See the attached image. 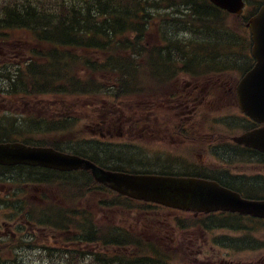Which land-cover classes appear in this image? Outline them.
Wrapping results in <instances>:
<instances>
[{"label":"trees","instance_id":"16d2710c","mask_svg":"<svg viewBox=\"0 0 264 264\" xmlns=\"http://www.w3.org/2000/svg\"><path fill=\"white\" fill-rule=\"evenodd\" d=\"M234 29L229 14L209 0H0V62L7 61L0 63V77L11 83L4 91L13 93L146 99L156 77L179 70L209 75L251 69V43ZM10 46L18 52L10 53ZM7 53L18 58L7 59ZM75 153L96 161L84 150ZM109 169L124 171L120 165ZM77 179V224L60 212V223L52 226L77 234L65 237L67 249H50V264H183L113 220L98 221L101 211L81 205L98 190L113 195L100 206L129 207L132 201L89 172L79 171Z\"/></svg>","mask_w":264,"mask_h":264},{"label":"flooded vegetation","instance_id":"af4514ba","mask_svg":"<svg viewBox=\"0 0 264 264\" xmlns=\"http://www.w3.org/2000/svg\"><path fill=\"white\" fill-rule=\"evenodd\" d=\"M243 12L240 15L230 14L244 21V30L240 37L246 43H251L248 21L253 18L264 5V0H243ZM239 37V38H240ZM228 70L220 74L198 75L188 73L187 69L178 71L169 77H156V92L161 98L151 97V100L140 101V110L132 119L122 118L117 107L113 104V112L105 110L106 102L111 99L104 96L98 100L90 98L88 103H99L108 112L104 117H97L98 122L93 126L94 140L78 139L69 131L74 125H81L82 118H76V113L83 112L85 105H79L76 110L65 109L66 118L54 120L36 118L24 114L26 109H5L0 103V143H22L33 147L80 148L85 143L88 156L96 159L95 163L110 171L111 164L122 162L121 151L127 155L134 154L136 161L149 162L148 169L153 174L197 178L216 182L221 188L229 190L240 197L256 202H264V152L238 143L235 139L248 132L262 127L251 117L244 114L237 99V83L225 81L224 74L238 72L244 76L242 67ZM181 75L188 78L187 83L175 86ZM162 80V82H161ZM183 80V79H182ZM171 84V86H164ZM231 84V85H229ZM181 88V89H180ZM10 97L15 95H49L39 93H13L7 91ZM51 94V93H50ZM168 94L167 122L161 120V100ZM5 93L0 96H5ZM55 95V94H52ZM78 96L76 94H56L55 96ZM81 99V98H80ZM13 105V101H8ZM228 111L222 117L210 120L216 108ZM3 109V110H2ZM148 111H153L149 118ZM19 112L20 115L8 112ZM125 117V115H123ZM38 125V126H37ZM127 126L129 133L137 141L151 140L149 152L142 151L141 145L113 143L120 135L123 127ZM61 132L58 139L50 137L53 133ZM38 135V136H36ZM130 136V137H131ZM39 137V138H37ZM80 151V150H76ZM75 153V151H74ZM121 166V165H120ZM79 171H61L46 167L32 166H0V264H25L29 257L31 241L38 240L62 242L67 233H58L53 225H58V215L66 213V222L76 223L79 205ZM91 174V173H90ZM109 189L107 186L98 183ZM101 201L109 200L108 192L98 190ZM89 206L93 208L92 204ZM153 207L167 208L159 204ZM55 211H58L56 213ZM182 212V211H181ZM192 219L177 220L174 223L185 234L191 227L198 232L205 230L208 238L215 240V245L207 242L201 248L206 260L211 264H264V217L240 212H186ZM77 224V223H76ZM171 222H161V229L172 227ZM39 228V229H38ZM41 230V235L37 233ZM77 234V231L69 232ZM209 247H214L211 252ZM77 248V247H76Z\"/></svg>","mask_w":264,"mask_h":264},{"label":"water","instance_id":"95a60500","mask_svg":"<svg viewBox=\"0 0 264 264\" xmlns=\"http://www.w3.org/2000/svg\"><path fill=\"white\" fill-rule=\"evenodd\" d=\"M231 13L242 12V0H211ZM256 60L254 67L243 77L237 88L238 100L244 113L264 123V6L248 23ZM238 143L264 151V128L245 134ZM0 165H29L61 171L83 169L95 179L132 199L145 200L185 211L240 212L264 217V202L248 201L238 194L221 188L216 182L197 178L136 175L105 170L89 160L37 148L21 143L0 144Z\"/></svg>","mask_w":264,"mask_h":264},{"label":"rangeland","instance_id":"374dc122","mask_svg":"<svg viewBox=\"0 0 264 264\" xmlns=\"http://www.w3.org/2000/svg\"><path fill=\"white\" fill-rule=\"evenodd\" d=\"M231 22L234 27L240 28L239 30H244V27L242 26V22L239 21L237 18L231 19ZM239 34V31H238ZM8 41L4 42L7 44ZM3 43V44H4ZM9 48V47H8ZM12 47L10 46L9 52L16 54L18 52L17 50H12ZM7 53L6 57L7 59H17L18 56H13ZM0 63H7L6 62H0ZM184 76L187 75H181V78L175 86L180 87L183 83L188 82V78H185ZM223 77L226 78L225 81L232 83H237L241 76L239 73H228L224 74ZM183 79V80H182ZM229 84V85H231ZM0 88H4L0 85ZM181 89V88H180ZM5 93V96H0V103H4L5 109H19L23 110L26 109L27 112L24 114L36 117V118H51L54 120L64 119L66 118L64 115L65 109L70 110H76L79 105H85L86 107L83 112L76 113V118H82L81 125L79 126L74 125L69 129V131H73V134H69L71 136H75L78 139H85V140H94L93 131L95 128L93 127L98 121L95 120L97 117H104L108 112L100 110L101 107L99 103H88V99H85L81 96H55L52 94L49 95H32V96H24V95H15L10 97L7 92L2 91L0 94ZM81 98V99H80ZM8 101H13V105L8 103ZM143 102H137L133 103L130 101H123L121 102L117 107L118 111L122 113L121 117L126 119H132L140 113L139 109L137 108L138 105H142ZM167 104H168V94H164L163 98L161 100V111H159V114L161 116V120L164 122H167ZM1 107V105H0ZM77 107V108H74ZM105 110H111L113 112V104L111 102H106L104 106ZM79 109V108H78ZM3 110V109H2ZM149 114L147 115V118L150 117L153 111H148ZM228 112L225 111L224 108H216L213 111V115L211 116L210 120L213 119V123H216V119L218 117L224 116V114ZM9 114L14 115H20L22 113L19 112H8ZM5 113H1L0 115H4ZM125 115V117H123ZM135 131H133V134L129 133L127 130V126H124L122 131L120 132V135L123 134V136H117L115 137V141L113 143H124V144H134L135 141H137L135 135ZM61 132L53 133L50 137L54 139H58ZM38 136V135H36ZM131 136V137H130ZM39 138V137H37ZM151 134L146 138V140L143 141H137L138 144L141 145L142 151L149 152L152 148V142L153 140ZM99 141L100 139L94 140ZM85 143H80V148H67L68 151L74 152L76 150L86 149L84 147H87L84 145ZM136 146V145H135ZM122 159H124L122 162L111 164L110 166H117L121 165L122 167H125L130 170H135L134 172H143L140 170L144 169H151L149 162L142 158V160L136 161L134 154H129L126 156L124 151H121ZM150 172V171H147ZM101 192V191H100ZM108 194V198L110 199V195ZM106 196H102L100 193H94L90 195L88 198L84 199L82 201V206H86L87 208L91 209L89 204H92L93 208L96 211H103L105 214V218L102 220L103 223H110L111 220L114 221V224H118L120 226L129 228L130 230H134L139 232V236H142L143 238L146 237L147 240H150L151 238L157 239L161 241L169 250H174L180 255V259L183 264H211L212 260H206L204 257V252H201V248L204 246H207V242H211L213 245H215V240L208 238L207 233L205 230H201V232H198L196 229L191 227L185 234L183 233L182 229L176 225V223L173 224V222L177 220H184V219H192V216L189 214H186L181 211H174L170 209H164V208H158V207H152L149 209H140L142 206L139 205V209H130L127 207V203H125L124 199L122 200L126 205L123 206H117L114 208H102L98 203L101 201V198H104ZM137 207L138 205H133ZM104 217V216H103ZM171 222L173 225L172 227L161 229L160 224L161 222ZM39 229V228H38ZM37 233L41 235V230H38ZM36 239V238H35ZM38 243H41L42 240L36 239ZM45 243H49V245H54L53 241H45ZM210 251L212 252L214 250V247H209ZM32 249L31 251H33ZM30 251V257L27 259V262L29 264H50V260L45 256L46 254L41 253L38 254V252H31Z\"/></svg>","mask_w":264,"mask_h":264},{"label":"bare ground","instance_id":"6f19581e","mask_svg":"<svg viewBox=\"0 0 264 264\" xmlns=\"http://www.w3.org/2000/svg\"><path fill=\"white\" fill-rule=\"evenodd\" d=\"M10 82L8 79L4 77H0V85L3 86L4 88H9L10 87Z\"/></svg>","mask_w":264,"mask_h":264}]
</instances>
